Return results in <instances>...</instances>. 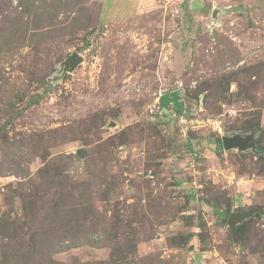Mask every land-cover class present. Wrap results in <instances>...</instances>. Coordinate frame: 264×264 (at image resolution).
<instances>
[{"label":"rangeland","instance_id":"obj_1","mask_svg":"<svg viewBox=\"0 0 264 264\" xmlns=\"http://www.w3.org/2000/svg\"><path fill=\"white\" fill-rule=\"evenodd\" d=\"M0 264H264V0H0Z\"/></svg>","mask_w":264,"mask_h":264},{"label":"water","instance_id":"obj_2","mask_svg":"<svg viewBox=\"0 0 264 264\" xmlns=\"http://www.w3.org/2000/svg\"><path fill=\"white\" fill-rule=\"evenodd\" d=\"M82 57L78 56V53H73L70 57L69 60L66 62L67 67L72 63L74 66L76 63L81 62ZM224 146L226 148L230 147H237L240 150H244L247 147H254L256 146L255 141L253 140V136L247 135V136H241L239 134H236L234 136H225L223 139ZM256 209H248L244 211H234L231 212L229 217H228V224L230 226V229L232 231L233 237L235 240H238L237 236V225L244 221L245 219L251 217L254 215Z\"/></svg>","mask_w":264,"mask_h":264},{"label":"trees","instance_id":"obj_3","mask_svg":"<svg viewBox=\"0 0 264 264\" xmlns=\"http://www.w3.org/2000/svg\"><path fill=\"white\" fill-rule=\"evenodd\" d=\"M160 104L162 107L172 105L174 107V109L178 112H180L183 108V102L181 101V98H180L178 92H176V91L163 93L160 96ZM258 148H259V150H262V148H260L259 146H258ZM239 227H242V225ZM20 256H21V260L24 261V257H22V255H20Z\"/></svg>","mask_w":264,"mask_h":264}]
</instances>
